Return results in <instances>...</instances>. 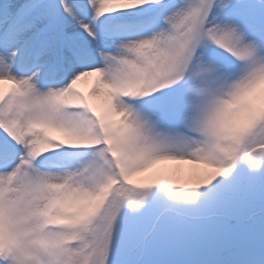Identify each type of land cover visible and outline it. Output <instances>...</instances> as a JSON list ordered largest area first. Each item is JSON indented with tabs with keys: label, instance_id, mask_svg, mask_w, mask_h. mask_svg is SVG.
<instances>
[{
	"label": "snow or ice",
	"instance_id": "obj_1",
	"mask_svg": "<svg viewBox=\"0 0 264 264\" xmlns=\"http://www.w3.org/2000/svg\"><path fill=\"white\" fill-rule=\"evenodd\" d=\"M0 264H264V0H0Z\"/></svg>",
	"mask_w": 264,
	"mask_h": 264
},
{
	"label": "bare ground",
	"instance_id": "obj_2",
	"mask_svg": "<svg viewBox=\"0 0 264 264\" xmlns=\"http://www.w3.org/2000/svg\"><path fill=\"white\" fill-rule=\"evenodd\" d=\"M90 83L89 82H84V83H82L81 85H80V87H81V90L82 91H85V92H87L88 91V89L90 88ZM149 175V173H144V174H142V177H146V176H148ZM142 177H140V178H142Z\"/></svg>",
	"mask_w": 264,
	"mask_h": 264
}]
</instances>
